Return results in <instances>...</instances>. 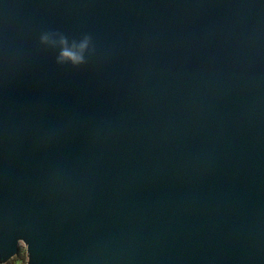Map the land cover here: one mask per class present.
Instances as JSON below:
<instances>
[{
  "label": "water",
  "instance_id": "water-1",
  "mask_svg": "<svg viewBox=\"0 0 264 264\" xmlns=\"http://www.w3.org/2000/svg\"><path fill=\"white\" fill-rule=\"evenodd\" d=\"M20 244L264 264V0H0V264Z\"/></svg>",
  "mask_w": 264,
  "mask_h": 264
},
{
  "label": "clouds",
  "instance_id": "clouds-1",
  "mask_svg": "<svg viewBox=\"0 0 264 264\" xmlns=\"http://www.w3.org/2000/svg\"><path fill=\"white\" fill-rule=\"evenodd\" d=\"M48 40H49L48 36L41 37L42 43H46V42H48ZM64 43H65V41L61 40V44L63 45ZM87 46H88V38H85L84 41H82L78 46H74V48H78V51L80 53H83V51L87 49ZM69 59H71V61L74 65L81 64L84 62L82 55L69 53L67 50L62 51L60 57H58V62L62 63V62L69 60Z\"/></svg>",
  "mask_w": 264,
  "mask_h": 264
},
{
  "label": "rangeland",
  "instance_id": "rangeland-1",
  "mask_svg": "<svg viewBox=\"0 0 264 264\" xmlns=\"http://www.w3.org/2000/svg\"><path fill=\"white\" fill-rule=\"evenodd\" d=\"M23 249L25 250L24 246L22 244H20L19 246V250L18 253L16 254V256H13L11 259L8 260V262L4 263V264H26V255L25 257H23ZM23 255V256H22Z\"/></svg>",
  "mask_w": 264,
  "mask_h": 264
},
{
  "label": "trees",
  "instance_id": "trees-1",
  "mask_svg": "<svg viewBox=\"0 0 264 264\" xmlns=\"http://www.w3.org/2000/svg\"><path fill=\"white\" fill-rule=\"evenodd\" d=\"M23 251H24V253H23V255H24V254H25V250L23 249ZM23 255H22V256H23ZM23 257H25V255H24Z\"/></svg>",
  "mask_w": 264,
  "mask_h": 264
}]
</instances>
